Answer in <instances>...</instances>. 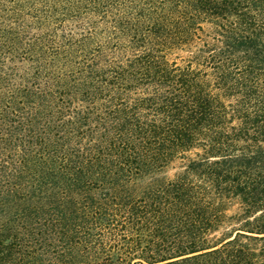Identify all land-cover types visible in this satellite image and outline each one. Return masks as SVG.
<instances>
[{
    "label": "trees",
    "instance_id": "1",
    "mask_svg": "<svg viewBox=\"0 0 264 264\" xmlns=\"http://www.w3.org/2000/svg\"><path fill=\"white\" fill-rule=\"evenodd\" d=\"M0 264H264V0H0Z\"/></svg>",
    "mask_w": 264,
    "mask_h": 264
}]
</instances>
